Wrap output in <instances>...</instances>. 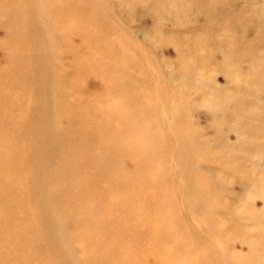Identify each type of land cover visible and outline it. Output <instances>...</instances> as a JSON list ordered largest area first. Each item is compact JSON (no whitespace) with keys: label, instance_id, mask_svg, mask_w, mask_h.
<instances>
[{"label":"rangeland","instance_id":"obj_1","mask_svg":"<svg viewBox=\"0 0 264 264\" xmlns=\"http://www.w3.org/2000/svg\"><path fill=\"white\" fill-rule=\"evenodd\" d=\"M4 121L0 165L25 171L29 206L48 197L39 217L59 264H89L96 237L114 241L116 263L264 264L251 197L264 178V0H0ZM73 181L98 193L88 210L61 194ZM119 182L137 213L130 187L109 192ZM159 222L168 234L152 229L140 250L135 231Z\"/></svg>","mask_w":264,"mask_h":264},{"label":"bare ground","instance_id":"obj_2","mask_svg":"<svg viewBox=\"0 0 264 264\" xmlns=\"http://www.w3.org/2000/svg\"><path fill=\"white\" fill-rule=\"evenodd\" d=\"M6 123H8V121H4L0 125V154H2L1 148L5 147V145H6V140H5L6 138H4V136H2L3 132L4 133L7 132V130H5V128H4V125ZM144 129H146V128H144ZM146 133H148V132H146ZM149 135H151V134H149ZM145 138H147V136ZM148 139H150V138H148ZM160 142H162V141H160ZM152 143H154V142L152 141ZM152 143H150V144H152ZM127 150H129L128 152H130V149H127ZM149 150H150V148H149ZM143 151H144V149H143ZM151 152H152V150H151ZM148 153H150V152L148 151ZM149 155H151V154H149ZM159 155H161V154H159ZM75 157L77 159H81V154H80V151L78 149L74 150V156L72 157V160L75 159ZM140 157H141V155H140ZM147 158L149 159V157H147ZM157 158H155V159H157ZM84 159H86V158H84ZM151 159H152V157H151ZM106 162L107 161L105 160V157L97 158L95 161V166H96V169H100L99 172L102 173L104 180L108 181V178H110V177L113 178L116 176H115L114 172L110 171L109 168L106 167ZM155 162H157V161H155ZM186 167H190V170H191V165L189 162H186ZM186 172L188 175L189 171L186 170ZM24 173H25V171L21 170L20 167H12V166L11 167H1V165H0V264H59L61 262V256L59 254V250H56V247L52 248L51 244L46 239L47 236L43 235L44 230L51 229L52 223L50 222V219H48L47 217L42 218V219L39 217V213L43 209V206H45V205L51 206L50 202H48L49 199H47L48 197L43 198V197L37 196L36 202L34 201V205L32 204V202H31V206L28 205V203H27L28 197L27 196H29V192L32 189L28 190L23 185L22 177H23ZM253 181H254V185H253V189L251 191V197H254V198L259 197L263 200V205L259 210L264 212V178H260L258 180L254 179ZM77 184H78L77 181H73V183L71 185L72 187L68 188V189L66 187L63 188L61 194H63L66 198L67 196H71L70 192H68V190H74L75 192H72V193H74L75 196H77L78 204L85 207L88 210V208L90 206L89 202H90L91 198L96 199V200L99 199L98 193H94L90 197L89 196H82V194L80 195L77 192V190L75 189ZM122 185L128 186L131 188V191L129 192V200L127 199V201H132V203L131 202L129 203V208L133 212L137 213L140 196L137 195L135 193V191L132 190V188H133L132 185H130L129 183L126 184L124 182H119L116 184L109 183V186H110L109 192L110 191L120 192L121 189L123 188ZM24 187L27 189L26 191L24 190ZM1 189H2V191H1ZM16 201L21 202L22 205H24V203L26 202L27 204H25V205L27 208L23 212L20 211L21 213H19V212L16 213L14 210L15 208H13V206H12V203H14ZM251 208L254 209V207H251ZM259 210H257V212ZM62 211L64 213L65 210H62ZM65 213H67V215L71 214L69 212V210H67V209H66ZM90 214L91 213L88 214V212H87L83 216L82 219L76 218V221L81 222L80 223L81 225H78L79 229L84 227L85 224L87 225V222L90 221V217L88 216ZM73 216H75V215H73ZM145 218H146V216L143 215L141 220L145 222L146 221ZM138 223H139L138 221H135V219H132L131 225L133 226L136 224L137 226H139ZM154 228H158V230L160 231L159 233H162L163 235L168 234V230H169L168 227H166L165 225H163L160 222L157 223L152 228L151 227L148 228L147 223H145V225H141L140 229L136 228L137 231H135V233H134V235H136V242L138 243V247H140V250L146 247L145 238L147 237L148 233ZM124 237L127 238L126 235H124ZM82 240L83 241L80 243H85L86 245L88 244V239L83 238ZM129 240H131V238H129ZM254 241L255 240H252V243H254ZM93 242H94V244H97L98 246H96V245L88 246L87 245V247L83 251V254L87 257L89 264H135V263H132L133 260L130 259V257H126L123 260V262H121V263H116V261L115 262L112 261L109 254L116 253V252H114L116 250V246L113 245L114 241L108 242V244H104V242H106V240H104L100 237H96L93 239ZM152 242H153V244L151 245V248L158 250V248L160 247V244H161L160 240L159 239H155V240L152 239ZM137 243H136V245H137ZM144 250L146 251V249H144ZM43 252H44V254H43ZM57 255L60 257H58ZM125 256H126V254H125Z\"/></svg>","mask_w":264,"mask_h":264}]
</instances>
